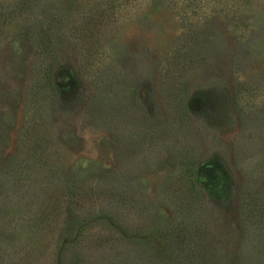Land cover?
Returning <instances> with one entry per match:
<instances>
[{"label":"rangeland","instance_id":"rangeland-1","mask_svg":"<svg viewBox=\"0 0 264 264\" xmlns=\"http://www.w3.org/2000/svg\"><path fill=\"white\" fill-rule=\"evenodd\" d=\"M0 264H264V0H0Z\"/></svg>","mask_w":264,"mask_h":264},{"label":"trees","instance_id":"trees-1","mask_svg":"<svg viewBox=\"0 0 264 264\" xmlns=\"http://www.w3.org/2000/svg\"><path fill=\"white\" fill-rule=\"evenodd\" d=\"M46 44H47V43H46ZM153 241H158V242H160V239L156 236V237H154ZM155 243H156V242H155Z\"/></svg>","mask_w":264,"mask_h":264}]
</instances>
